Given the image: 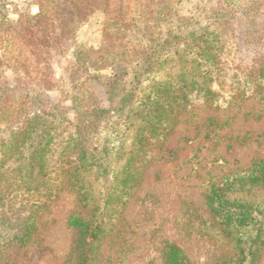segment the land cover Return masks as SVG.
<instances>
[{
	"label": "trees",
	"instance_id": "16d2710c",
	"mask_svg": "<svg viewBox=\"0 0 264 264\" xmlns=\"http://www.w3.org/2000/svg\"><path fill=\"white\" fill-rule=\"evenodd\" d=\"M183 1L38 0L35 13L0 12V252L40 245L43 215L67 187L87 215L68 220L74 241L64 264H106L104 244L119 234L148 167L175 155L165 145L180 116L238 97L264 104V53L244 62L225 26L235 1L251 0H207L221 8L213 27L190 31L171 21ZM97 12L103 41L79 51L63 101L50 105L47 92L61 91L55 54ZM205 206L231 251L216 264H260L264 158L211 182ZM162 258L192 264L171 241Z\"/></svg>",
	"mask_w": 264,
	"mask_h": 264
},
{
	"label": "rangeland",
	"instance_id": "374dc122",
	"mask_svg": "<svg viewBox=\"0 0 264 264\" xmlns=\"http://www.w3.org/2000/svg\"><path fill=\"white\" fill-rule=\"evenodd\" d=\"M253 1V5L251 0L239 8L235 1L234 18L225 22L227 33L237 39L244 62L264 53V0ZM38 4V0H0V12L16 18L20 13L37 12ZM215 9L221 8L207 0H185L178 6L172 25L183 31L213 27ZM103 22L101 13L90 15L55 54L61 91L47 92L50 105L63 101L79 51L103 41ZM96 88L103 104H107L104 89ZM165 148L169 157L175 155L172 159L158 158L148 167L128 204L119 234L104 244L106 264H164L165 241L181 246L192 264H216L230 254L229 247L214 237L206 222L209 214L205 197L211 182H219L232 170L247 168L255 159L264 158V104L254 97H238L231 106L184 113ZM77 212L87 215L75 193L64 187L43 215L40 245L9 247L0 252V264H64L74 241L68 220ZM260 264H264V254Z\"/></svg>",
	"mask_w": 264,
	"mask_h": 264
}]
</instances>
